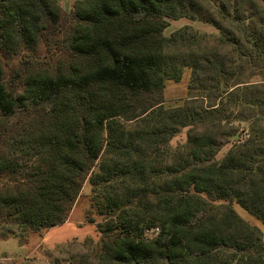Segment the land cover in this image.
<instances>
[{
  "label": "trees",
  "instance_id": "trees-1",
  "mask_svg": "<svg viewBox=\"0 0 264 264\" xmlns=\"http://www.w3.org/2000/svg\"><path fill=\"white\" fill-rule=\"evenodd\" d=\"M178 17L217 33L165 36ZM40 43L7 91L1 56ZM57 51L78 62L43 70ZM86 178L103 219L69 264H264L260 229L232 207L264 223V0H0V236L65 222Z\"/></svg>",
  "mask_w": 264,
  "mask_h": 264
},
{
  "label": "rangeland",
  "instance_id": "rangeland-1",
  "mask_svg": "<svg viewBox=\"0 0 264 264\" xmlns=\"http://www.w3.org/2000/svg\"><path fill=\"white\" fill-rule=\"evenodd\" d=\"M56 1L61 10L69 11L75 0ZM184 25H190L200 33H217L216 29L210 24L204 23L200 20H192L188 17H178L174 19L167 18V26L164 28L163 34L168 36L172 31ZM61 36H58L57 38L60 40L62 38ZM43 52L44 46L40 43L33 54L27 51H20L17 55L1 56V64L3 68L2 83L7 91L14 95L22 92L23 82L26 75L29 72L34 71L33 68L24 69L20 58L23 55L41 56ZM76 62H78V60L57 51L50 63L44 65L42 69H45L46 71H52L57 68L65 69L71 63L75 64ZM188 75L189 69L185 68L179 81L175 82L173 80H167L165 82L164 96L167 100V104H176L185 98ZM234 124L237 125L239 123L236 121ZM185 132V128L181 129L170 139L169 144L174 147L177 144L183 143L185 141ZM235 138V135L232 136L228 143L219 149L216 154L217 159L221 158ZM90 195V185L86 178L69 214L70 223H75L82 231H87L88 234L68 239L67 241L56 244L53 247H48L47 244L41 240L43 233H31L28 239H25V243L20 242L19 239L14 236H0V264H51L53 258H57L59 264H69L66 261L69 254L74 253L78 248L82 249V251L85 250L83 247L77 245L78 242L83 241L86 236H91L95 241L99 239V233L96 230V223L101 221L103 217L96 214L94 208L90 206ZM232 207L246 222L260 229L264 244V223L241 208L237 203L233 202ZM90 219H92L93 222H90Z\"/></svg>",
  "mask_w": 264,
  "mask_h": 264
},
{
  "label": "crops",
  "instance_id": "crops-1",
  "mask_svg": "<svg viewBox=\"0 0 264 264\" xmlns=\"http://www.w3.org/2000/svg\"><path fill=\"white\" fill-rule=\"evenodd\" d=\"M86 234H88L87 231H82L78 225L70 223L68 217L65 222L45 230L41 240L44 241L48 247H53L56 244L67 241L68 239Z\"/></svg>",
  "mask_w": 264,
  "mask_h": 264
}]
</instances>
